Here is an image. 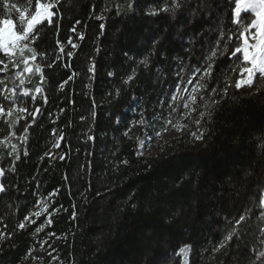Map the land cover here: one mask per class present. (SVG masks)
Segmentation results:
<instances>
[{
    "label": "trees",
    "instance_id": "trees-1",
    "mask_svg": "<svg viewBox=\"0 0 264 264\" xmlns=\"http://www.w3.org/2000/svg\"><path fill=\"white\" fill-rule=\"evenodd\" d=\"M35 2L0 0V20ZM41 2L55 14L24 86L43 95L24 120L0 114V264H182L186 245L188 264H264V80L233 86L230 0ZM17 63L0 71L4 109ZM168 120L180 135L140 156Z\"/></svg>",
    "mask_w": 264,
    "mask_h": 264
},
{
    "label": "snow or ice",
    "instance_id": "snow-or-ice-1",
    "mask_svg": "<svg viewBox=\"0 0 264 264\" xmlns=\"http://www.w3.org/2000/svg\"><path fill=\"white\" fill-rule=\"evenodd\" d=\"M30 2L31 0H29V3ZM230 3L233 5V22L238 26V31L233 34L236 44L233 46L231 55L241 62L237 65V67L240 68L241 78L238 79L233 86L236 89H240L243 86L251 87L257 75H259L260 79L264 80V0H230ZM176 6L179 7V4ZM8 7L9 5L5 2L4 8ZM53 7V4L42 3L41 0H36L34 14L28 15L27 9H18L19 26L10 19L0 20V52L11 57L16 54L17 50L22 53L25 49H28L27 43L24 42L30 39L37 24H41L45 20L51 23L52 16L55 14L52 11ZM163 11H168V9H163ZM242 14L244 15L242 16ZM98 19H103V17H98ZM100 27L103 28V24H101ZM82 38L81 36V39ZM69 43L71 42L69 41ZM73 47H75V45H73ZM225 47H227V45H225ZM216 48L219 50V42L216 43ZM28 51L32 52V58L34 59L36 55L35 52L32 49H28ZM61 51H63V48H61ZM71 54V52L68 53V55ZM216 55L217 52L212 51L208 58L209 61L216 57ZM0 63H3V61L0 60ZM25 63H27V61H25ZM26 70L31 71V68ZM37 71H42V69L37 67ZM211 74L212 63H208V66L204 69V76H211ZM129 79H131V77H129ZM36 91L40 92L41 90L37 88ZM224 92L225 94L227 93V88L224 89ZM43 99L46 100V97ZM172 99L174 100L175 97H172ZM196 102L197 96L193 95L191 97V103L195 104ZM215 103H219V101H215ZM189 106L188 103L184 104V108L186 109L189 108ZM191 110L195 111L196 109L192 108ZM23 111H27V109H23ZM4 112V107L0 105V114ZM8 115H11L10 110L8 111ZM138 123L143 125L145 121L141 119ZM197 123H199V121H197ZM170 124H172V121L168 120L160 130L156 131V137L166 132ZM125 134L127 135V133ZM192 135L195 136L196 139L202 138V134L198 136L196 133H192ZM152 139L153 137L149 135L148 141L151 142ZM0 175H3L2 170H0ZM4 191V186L0 184V193ZM259 203L260 206L264 208V197L260 199ZM43 211H47V209ZM34 215L38 217L41 213L36 212ZM244 218V215H241L237 223L243 221ZM19 227L23 228L24 224L21 223ZM234 234V232L229 233L225 237V240H231ZM2 236L3 234H0V238H2ZM223 246L224 245L221 244V247ZM188 247L189 246L186 245L181 248L179 250L180 253H184ZM260 255L264 256V252L260 253Z\"/></svg>",
    "mask_w": 264,
    "mask_h": 264
},
{
    "label": "rangeland",
    "instance_id": "rangeland-1",
    "mask_svg": "<svg viewBox=\"0 0 264 264\" xmlns=\"http://www.w3.org/2000/svg\"><path fill=\"white\" fill-rule=\"evenodd\" d=\"M52 18H53V16H52ZM249 19H250V17H249ZM45 21H47V20H45ZM29 40L25 41L24 43H27L28 49H31ZM28 49H25L22 53L19 50H17L16 54L11 56V57L5 55V53H3V52H0V56L6 57L10 60L9 64L15 63L18 61L17 66H16L17 71H16V74L14 76V78H16L18 80V84L14 89H12L13 100L11 101L10 105H8V107L5 109V112L3 114L9 116L8 111L10 110L11 115H14L15 117H17L21 120H24V118H26L25 117L26 114L28 113V111H23V109H25V107H24L25 106V100L27 98L34 99L40 95L41 96L43 95V88H41V87H39V89L41 90L40 92H37V91L32 92V91L27 90L24 86V84L26 83L25 74L31 72V71H27L26 69L32 68V66L35 64V61H36V57L33 59L32 58V52L28 51ZM25 61H27V63H25ZM9 64H7L5 62L0 63V71L6 72L8 70ZM192 95H193L192 89H187L184 93H182L181 98H185L186 103H188L190 105ZM178 129H182V125L180 123L169 128L166 132H163L162 135H160L159 137H156V135H155L156 132L146 135V137L143 139L142 145L140 147V156L150 157L152 155H155L158 152L159 148L164 143H166L171 138H174V137H177L180 135L182 130H178ZM149 135H151L153 137L151 142L148 141ZM20 137L21 136H19L18 138L20 139ZM57 143H59L58 140H57ZM17 147L18 146L15 145L16 149H17ZM1 177H2V175H0V184H1ZM44 209H46V204L42 203L38 208V212L42 213V212H44L43 211ZM189 253H190V248L188 247L186 249V251L183 253L182 264H188Z\"/></svg>",
    "mask_w": 264,
    "mask_h": 264
}]
</instances>
